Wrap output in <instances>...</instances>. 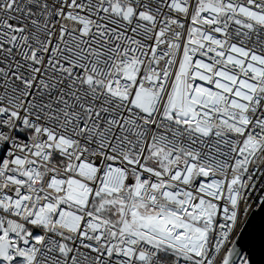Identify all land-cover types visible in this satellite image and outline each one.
Instances as JSON below:
<instances>
[{
	"label": "snow or ice",
	"instance_id": "snow-or-ice-1",
	"mask_svg": "<svg viewBox=\"0 0 264 264\" xmlns=\"http://www.w3.org/2000/svg\"><path fill=\"white\" fill-rule=\"evenodd\" d=\"M0 264H264V0H0Z\"/></svg>",
	"mask_w": 264,
	"mask_h": 264
}]
</instances>
